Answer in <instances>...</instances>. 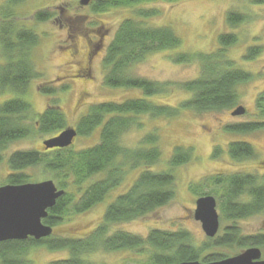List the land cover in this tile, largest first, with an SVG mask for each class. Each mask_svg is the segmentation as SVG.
<instances>
[{
	"label": "trees",
	"instance_id": "obj_1",
	"mask_svg": "<svg viewBox=\"0 0 264 264\" xmlns=\"http://www.w3.org/2000/svg\"><path fill=\"white\" fill-rule=\"evenodd\" d=\"M148 1L176 2L178 0H92L88 6L92 12H103L110 8H133ZM26 0H4L0 5V93L9 92L13 97L0 103V164L8 146L33 134L57 135L66 124L65 115L59 101L53 96L54 85L38 87L46 95L48 103L43 112L34 114L31 105L23 98L34 79L40 77L35 60L34 49L39 45V34L29 25L17 21L18 6ZM157 14L155 9L138 10L134 16L123 19L115 29L109 43L104 47L102 64L105 69L103 83L108 87L137 89L143 96L151 97L167 91L168 83H159L130 74L131 68L142 61L146 55L156 51L177 49L181 38L170 26L148 25L136 18H147ZM52 13L37 10L33 19L45 22ZM245 16L234 13L227 15V22L235 25L243 22ZM101 36V35H100ZM102 37H100L101 39ZM236 36L232 33L219 35L218 44L223 51L232 45ZM90 45V44H89ZM103 45V44H102ZM102 47V46H101ZM98 45L90 53L100 51ZM103 50V49H102ZM222 50L207 54L175 52L171 59L175 63L200 62L196 78L183 83L181 88L192 93L190 99L178 106L155 103L145 97L128 98L122 102L103 101L91 104L79 117L76 136H89L99 128L98 141L89 147L74 150L71 146L39 151L22 149L7 157L9 173L0 184H22L31 180L26 173L28 168H39L41 176L55 181L64 194L47 210L42 223L52 227L64 216L83 213L102 202L111 190L116 188L128 171L140 169L131 185L118 194L105 208L102 221L83 237H58L53 233L40 240L28 237L25 240L0 242V264H32L28 258L31 248L43 246L48 250H67L65 259L50 261L48 264H89L86 256L98 250H131L137 254L147 252L144 264H177L183 261L199 260L212 262L228 257L218 248L263 247L264 232L242 234L236 220L252 216L264 209V174L259 178L251 174H234L226 177L214 176L211 181L223 187L219 195L221 217L229 220L223 232L194 246L185 231H165L152 229L146 238L125 231L108 234L114 223L138 219L174 198V169L192 159V149L176 145L171 154L164 158L160 147L157 129H151L136 147L125 146L123 134L142 124L139 116L151 118H173L182 109L196 111L220 110L234 107L238 100L236 85L249 79L248 72L233 67ZM255 52L247 53L252 58ZM84 75L83 71H79ZM65 86L61 88L64 90ZM262 96L257 104L261 106ZM264 124L248 122L225 126L226 130L238 132L252 131ZM52 136V137H53ZM221 152L215 148L213 157ZM234 159L254 156V148L247 142L232 141L226 148ZM165 162L162 169H154ZM95 175L99 179L90 181ZM260 183V185H258ZM196 188H191L195 193ZM207 195V194H206ZM249 197V199H244ZM143 255V254H142Z\"/></svg>",
	"mask_w": 264,
	"mask_h": 264
},
{
	"label": "rangeland",
	"instance_id": "obj_2",
	"mask_svg": "<svg viewBox=\"0 0 264 264\" xmlns=\"http://www.w3.org/2000/svg\"><path fill=\"white\" fill-rule=\"evenodd\" d=\"M79 1L26 0L18 6L16 11L17 21L31 26L39 34L40 39L39 45L34 49L33 58L41 74L31 82L23 98L29 102L33 113L39 114L46 108L49 98L40 93L38 87L54 85L56 92L53 96L59 101L66 118V125L70 127L76 125L79 117L93 103L122 102L128 98L145 97L137 89L108 87L103 83L104 47L109 43L119 23L127 17H133L135 11L155 9L157 14L136 19L148 25L170 26L181 38L179 48L148 54L131 68L130 74L134 76L169 84L165 93L145 97L159 104L178 106L182 101L190 99L192 93L184 90L180 85L196 78L199 74V61L175 63L171 59L175 52L207 54L218 49L223 51L218 44L219 35L232 33L236 36V41L225 47L223 52L233 61V67L248 72L250 77L236 85L238 100L234 107L208 111L182 109L173 118H151L144 114L139 116L141 128L133 127L121 138L125 146L133 148L140 144V140L148 131L157 129L164 158L171 154L176 145L191 148L193 156L188 163L176 167L173 171L175 176L173 199L138 219L111 224L108 234L125 231L146 238L152 229L185 231L191 243L199 247L206 238L213 237H207L200 222L193 218L196 198L206 194L214 196L217 201V211L219 215L221 214L222 202L219 195L223 187L221 184H213L212 177L244 173L260 178L264 174V168H262L264 125L246 132L225 129L227 125L248 122L264 124V100H261L260 107L256 102L258 96H264V1H148L137 4L133 8L117 7L97 13L92 12L88 6L80 5ZM3 2L4 0H0V5ZM43 9L53 14L51 19L45 22L34 21V13ZM231 12L241 14L246 19L230 25L226 15ZM254 36L258 37L257 42ZM100 37L103 38L101 47L103 50L100 49L93 54L87 62V41L92 49L98 44ZM250 46H259L260 49L252 58H247V50ZM252 52L254 51L251 50ZM81 69L84 70V75L78 73ZM64 86L65 89L61 90ZM10 97H13V94L9 92L0 93V103ZM238 106L244 108V113L232 115L231 112ZM98 130L99 128L89 136H76L71 147L79 150L94 145L99 139ZM53 135L35 133L26 139L11 143L0 164V184L5 182L10 171L6 161L10 153L22 149L44 151L42 141ZM232 141L249 143L254 148V156L231 158L226 148ZM215 148L221 150L217 157L212 156ZM164 167L165 162H161L152 168ZM139 170L128 171L124 180L111 190L102 202L91 209L64 216V219L53 227V235L76 238L83 237L95 229L102 221L106 206L131 185ZM26 173L31 178L29 182L49 179L41 176L39 168H28ZM100 177L102 176L95 175L90 181ZM193 187L196 188L195 193L191 190ZM230 223L229 220L221 217L217 234L222 233L226 226L231 225ZM235 223L242 234L262 233L264 232V209L252 216L237 219ZM260 249L264 252V246ZM217 250L225 255L233 256L244 249L232 247ZM142 254L126 249L112 251L101 249L87 255L86 259L89 264H144L147 252ZM67 256V250H48L43 246L34 247L28 251V258L32 264H48L50 261L65 259Z\"/></svg>",
	"mask_w": 264,
	"mask_h": 264
},
{
	"label": "water",
	"instance_id": "obj_3",
	"mask_svg": "<svg viewBox=\"0 0 264 264\" xmlns=\"http://www.w3.org/2000/svg\"><path fill=\"white\" fill-rule=\"evenodd\" d=\"M92 0H80L86 6ZM244 113L242 106L236 107L232 115ZM77 133L75 128L67 127L57 135L45 139V149L65 148L73 143ZM64 194L53 180L26 182L22 184L0 185V242L7 240H35L46 238L52 234V227L42 223L47 210L53 207L56 200ZM216 199L211 195H203L195 200L193 218L199 221L204 234L214 237L219 229V214ZM258 247H248L238 254L217 261L201 262L199 260L183 261L177 264H264Z\"/></svg>",
	"mask_w": 264,
	"mask_h": 264
},
{
	"label": "flooded vegetation",
	"instance_id": "obj_4",
	"mask_svg": "<svg viewBox=\"0 0 264 264\" xmlns=\"http://www.w3.org/2000/svg\"><path fill=\"white\" fill-rule=\"evenodd\" d=\"M254 1H257V0H254ZM264 1V0H263ZM228 15V14H227ZM227 15H226V18H227ZM245 19H246V17H245ZM69 37H71V35L69 36ZM257 39H258V37L257 36H254V40L257 42ZM102 40H103V38H101L100 40H99V42H98V46H99V48L102 46ZM87 52H86V60H87V62H89L90 61V59H91V57H92V54L90 53V45H89V42L87 41ZM259 49H260V47L259 46H250V47H248V50L247 51H249V50H252V51H254L256 54L259 52ZM95 53H96V51H95ZM95 53H93V54H95ZM86 63V61L84 62V64ZM80 71H83L84 72V70L83 69H81ZM259 97V96H258ZM262 98H263V100H264V96H262ZM257 100H258V98H257ZM257 100H256V102H257ZM262 168H264V165L262 166ZM242 174H244V173H242ZM263 175V174H262ZM258 248H260V247H258ZM261 250V249H260ZM261 252H262V250H261ZM264 258V252H262V254H261V258L260 259H263Z\"/></svg>",
	"mask_w": 264,
	"mask_h": 264
}]
</instances>
